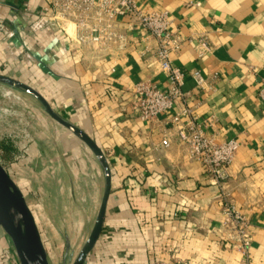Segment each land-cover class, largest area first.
Segmentation results:
<instances>
[{"label":"crops","instance_id":"1","mask_svg":"<svg viewBox=\"0 0 264 264\" xmlns=\"http://www.w3.org/2000/svg\"><path fill=\"white\" fill-rule=\"evenodd\" d=\"M137 2L146 12L167 10L169 30L184 38L172 62L187 73L185 104L211 120L208 132L239 142L224 191L249 219L252 241L243 250L228 238L221 189L189 158L186 145L172 137L161 148L167 114L145 121L133 106L137 82L169 84L149 32L127 17L119 26L124 47L90 49L71 41L70 26L68 35L38 22L45 0H0V72L39 89L98 142L111 165L103 230L86 264H264V0ZM203 37L209 49L199 56ZM195 69L208 78L204 88L190 74ZM89 153L78 174L92 182V213L104 175ZM19 174L14 179L23 189L27 180ZM0 238L10 242L3 230Z\"/></svg>","mask_w":264,"mask_h":264},{"label":"built area","instance_id":"2","mask_svg":"<svg viewBox=\"0 0 264 264\" xmlns=\"http://www.w3.org/2000/svg\"><path fill=\"white\" fill-rule=\"evenodd\" d=\"M127 17L132 26L149 32L155 38V59L169 78L167 88L150 79L137 82L133 89L134 108L145 121L167 114L161 148L169 147L172 137L186 145L189 158L200 162L212 183L221 189L224 229L228 238L240 249L248 250L252 241L250 221L224 191L239 142L235 138H220L208 132L211 120L199 118L193 108L185 104L188 93L183 90V84L187 73L172 62V54L180 50L184 38L169 30V12H146L139 7L137 0H45L38 22L68 35L70 26L71 41L90 49L107 43H116L122 48L126 35L119 31V26ZM197 47L199 56H203L209 49L206 38H199ZM190 74L197 86L205 87L208 78L200 69ZM259 96L264 102V80ZM179 103L183 104L180 109L172 112ZM7 170L12 175L11 170ZM0 264H20L11 240L4 242L0 238Z\"/></svg>","mask_w":264,"mask_h":264},{"label":"rangeland","instance_id":"3","mask_svg":"<svg viewBox=\"0 0 264 264\" xmlns=\"http://www.w3.org/2000/svg\"><path fill=\"white\" fill-rule=\"evenodd\" d=\"M85 150L93 154L51 118L36 98L0 83V158L14 178L20 172L27 180L23 191L41 228L51 264H72L97 214L89 212L92 202L87 192L92 182L81 180L78 174Z\"/></svg>","mask_w":264,"mask_h":264},{"label":"water","instance_id":"4","mask_svg":"<svg viewBox=\"0 0 264 264\" xmlns=\"http://www.w3.org/2000/svg\"><path fill=\"white\" fill-rule=\"evenodd\" d=\"M0 83L24 91L38 100L45 112L83 141L99 162L104 175V188L91 231L72 264H86L102 233L107 204L112 189V169L109 159L98 142L81 126L58 112L48 98L32 84L0 72ZM0 229L15 247L20 264H51L49 252L27 196L0 161ZM69 246V242H68Z\"/></svg>","mask_w":264,"mask_h":264},{"label":"bare ground","instance_id":"5","mask_svg":"<svg viewBox=\"0 0 264 264\" xmlns=\"http://www.w3.org/2000/svg\"><path fill=\"white\" fill-rule=\"evenodd\" d=\"M11 92L9 91V90H7L6 92H5V94L6 95H9Z\"/></svg>","mask_w":264,"mask_h":264},{"label":"trees","instance_id":"6","mask_svg":"<svg viewBox=\"0 0 264 264\" xmlns=\"http://www.w3.org/2000/svg\"><path fill=\"white\" fill-rule=\"evenodd\" d=\"M1 146H2V147H5V144H4V143H2V144H1Z\"/></svg>","mask_w":264,"mask_h":264}]
</instances>
